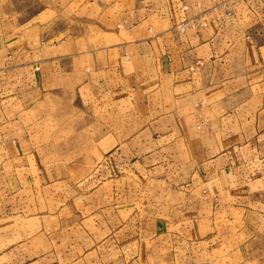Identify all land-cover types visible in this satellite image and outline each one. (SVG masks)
Wrapping results in <instances>:
<instances>
[{"label": "crops", "instance_id": "crops-1", "mask_svg": "<svg viewBox=\"0 0 264 264\" xmlns=\"http://www.w3.org/2000/svg\"><path fill=\"white\" fill-rule=\"evenodd\" d=\"M249 253L264 0H0V264Z\"/></svg>", "mask_w": 264, "mask_h": 264}, {"label": "rangeland", "instance_id": "rangeland-1", "mask_svg": "<svg viewBox=\"0 0 264 264\" xmlns=\"http://www.w3.org/2000/svg\"><path fill=\"white\" fill-rule=\"evenodd\" d=\"M241 262L238 264H264V256L261 253L244 254Z\"/></svg>", "mask_w": 264, "mask_h": 264}, {"label": "built area", "instance_id": "built-area-1", "mask_svg": "<svg viewBox=\"0 0 264 264\" xmlns=\"http://www.w3.org/2000/svg\"><path fill=\"white\" fill-rule=\"evenodd\" d=\"M180 26H181V30H185L186 27L184 23H181Z\"/></svg>", "mask_w": 264, "mask_h": 264}]
</instances>
